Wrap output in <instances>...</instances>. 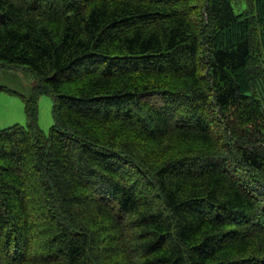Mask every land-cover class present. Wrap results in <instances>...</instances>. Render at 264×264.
Here are the masks:
<instances>
[{"label": "trees", "instance_id": "obj_1", "mask_svg": "<svg viewBox=\"0 0 264 264\" xmlns=\"http://www.w3.org/2000/svg\"><path fill=\"white\" fill-rule=\"evenodd\" d=\"M0 70V264H264V0H0Z\"/></svg>", "mask_w": 264, "mask_h": 264}, {"label": "rangeland", "instance_id": "obj_2", "mask_svg": "<svg viewBox=\"0 0 264 264\" xmlns=\"http://www.w3.org/2000/svg\"><path fill=\"white\" fill-rule=\"evenodd\" d=\"M36 82L24 71L0 70V130L16 124L26 126L24 99L30 98ZM53 107L52 96L44 95L39 99V125L46 133L54 124Z\"/></svg>", "mask_w": 264, "mask_h": 264}]
</instances>
